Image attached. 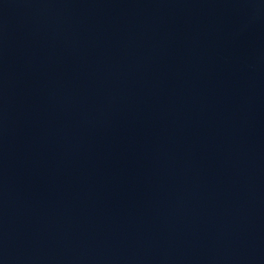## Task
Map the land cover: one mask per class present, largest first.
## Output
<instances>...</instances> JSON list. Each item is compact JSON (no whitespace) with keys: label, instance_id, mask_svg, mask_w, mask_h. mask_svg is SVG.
<instances>
[{"label":"water","instance_id":"water-1","mask_svg":"<svg viewBox=\"0 0 264 264\" xmlns=\"http://www.w3.org/2000/svg\"><path fill=\"white\" fill-rule=\"evenodd\" d=\"M0 264H264V0H0Z\"/></svg>","mask_w":264,"mask_h":264}]
</instances>
